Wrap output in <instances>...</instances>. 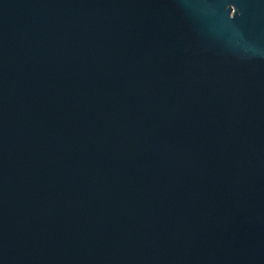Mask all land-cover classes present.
Here are the masks:
<instances>
[{
  "label": "water",
  "instance_id": "obj_1",
  "mask_svg": "<svg viewBox=\"0 0 264 264\" xmlns=\"http://www.w3.org/2000/svg\"><path fill=\"white\" fill-rule=\"evenodd\" d=\"M0 264H264V0H0Z\"/></svg>",
  "mask_w": 264,
  "mask_h": 264
}]
</instances>
